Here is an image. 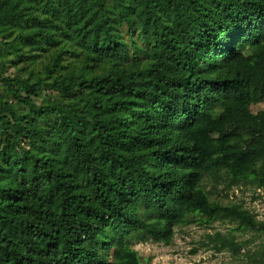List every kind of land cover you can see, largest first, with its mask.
I'll return each instance as SVG.
<instances>
[{
	"label": "trees",
	"instance_id": "trees-1",
	"mask_svg": "<svg viewBox=\"0 0 264 264\" xmlns=\"http://www.w3.org/2000/svg\"><path fill=\"white\" fill-rule=\"evenodd\" d=\"M263 101L264 0H0V264H153L214 221L239 254L264 221L215 193L264 190Z\"/></svg>",
	"mask_w": 264,
	"mask_h": 264
},
{
	"label": "rangeland",
	"instance_id": "rangeland-1",
	"mask_svg": "<svg viewBox=\"0 0 264 264\" xmlns=\"http://www.w3.org/2000/svg\"><path fill=\"white\" fill-rule=\"evenodd\" d=\"M6 73L10 74L12 68L9 63ZM264 108V101L252 107V111ZM214 196V195H212ZM215 196L222 201L240 203L251 211L257 219L264 221V190L251 187L249 184L230 189L217 187ZM229 227L226 223L214 221L209 226L188 224L184 227H176L172 242L168 245L152 240L135 242L133 248L140 258L148 259L153 264H247L246 253L255 251L264 242V237L250 232H235L237 241L245 240L240 253L237 255L229 251L216 252L212 248V242L206 236L218 230L227 233Z\"/></svg>",
	"mask_w": 264,
	"mask_h": 264
}]
</instances>
